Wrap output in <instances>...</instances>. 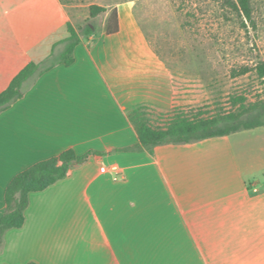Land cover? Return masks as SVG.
Wrapping results in <instances>:
<instances>
[{
    "label": "crops",
    "instance_id": "1",
    "mask_svg": "<svg viewBox=\"0 0 264 264\" xmlns=\"http://www.w3.org/2000/svg\"><path fill=\"white\" fill-rule=\"evenodd\" d=\"M113 9L80 37L72 65L32 78L0 111V219L16 175L68 150L88 154L29 195L0 264H264V126L125 151L138 144L132 110L193 108L194 95L155 52L134 1ZM67 23L60 0H0V93L28 63L63 51ZM112 165L116 180L99 170Z\"/></svg>",
    "mask_w": 264,
    "mask_h": 264
},
{
    "label": "rangeland",
    "instance_id": "2",
    "mask_svg": "<svg viewBox=\"0 0 264 264\" xmlns=\"http://www.w3.org/2000/svg\"><path fill=\"white\" fill-rule=\"evenodd\" d=\"M124 1L128 0H69L68 22L79 34L87 25L96 30L104 14L90 18L88 6L112 10ZM131 1L155 52L179 85L194 95L193 108L213 114L228 111V98L234 94L244 95L248 102L264 99V81L253 73L232 76L234 69L264 62V0H252L253 24L244 26L228 11L225 0Z\"/></svg>",
    "mask_w": 264,
    "mask_h": 264
},
{
    "label": "trees",
    "instance_id": "3",
    "mask_svg": "<svg viewBox=\"0 0 264 264\" xmlns=\"http://www.w3.org/2000/svg\"><path fill=\"white\" fill-rule=\"evenodd\" d=\"M67 5L69 0H60ZM228 11L233 13L244 26L253 24L252 0H225ZM89 17L95 18L107 11L105 7L91 4L88 6ZM68 37L61 41L63 51L55 55L53 49L45 60L28 63L0 93V111L5 110L22 98L24 86L34 77H39L54 66H70L74 62L73 52L80 42V37L88 38L94 33L91 25L82 29L81 34L67 23ZM117 11L113 9L105 24L109 34L117 32ZM253 73L264 81V62L257 61L253 66H244L232 71L233 77ZM230 109L210 113L198 108H175L169 113H155L147 107H137L129 113V119L138 135V144L125 149L129 152H151L155 147L166 144L196 143L215 137L229 136L241 131L264 126V99L248 102L242 94L228 98ZM88 154L76 155L68 150L58 157L38 162L16 175L5 191V212L0 219V246L3 235L10 229L21 228L24 224V212L29 203V195L41 192L56 182L64 179L73 164H81ZM35 264V263H29Z\"/></svg>",
    "mask_w": 264,
    "mask_h": 264
},
{
    "label": "built area",
    "instance_id": "4",
    "mask_svg": "<svg viewBox=\"0 0 264 264\" xmlns=\"http://www.w3.org/2000/svg\"><path fill=\"white\" fill-rule=\"evenodd\" d=\"M101 173H107L108 171L112 174L113 180H116L118 178L119 168L116 165H112L109 169H107L105 166L100 167Z\"/></svg>",
    "mask_w": 264,
    "mask_h": 264
}]
</instances>
